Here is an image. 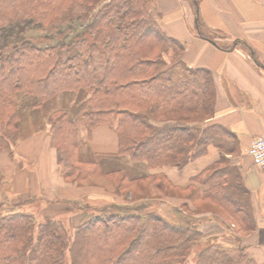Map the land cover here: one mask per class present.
<instances>
[{"label": "trees", "instance_id": "trees-1", "mask_svg": "<svg viewBox=\"0 0 264 264\" xmlns=\"http://www.w3.org/2000/svg\"><path fill=\"white\" fill-rule=\"evenodd\" d=\"M152 3L0 0V153L17 142L25 117L17 95L37 98L31 113L73 93L85 98L75 119L58 108L46 121L67 181L96 176L115 184L117 178L119 193L140 189L144 182L165 192L171 185L157 171L182 170L205 155L207 145L220 148V127H201L193 124L201 119H189L211 113V75L182 63L184 46L161 29ZM196 24L197 35L213 41L199 31V18ZM100 126L117 136L114 157L143 163L147 174L106 171L98 161L78 158L77 129L91 134ZM223 161L221 156L218 163ZM190 182L182 190L187 195L183 206L215 204L240 231L253 229L249 194L232 166L214 165ZM137 202L85 208L86 219L71 229L73 234L60 220L37 222L21 205L10 206L0 213V264H256L238 238L227 245L205 236L186 217L182 223L165 219Z\"/></svg>", "mask_w": 264, "mask_h": 264}, {"label": "crops", "instance_id": "crops-1", "mask_svg": "<svg viewBox=\"0 0 264 264\" xmlns=\"http://www.w3.org/2000/svg\"><path fill=\"white\" fill-rule=\"evenodd\" d=\"M188 2L154 0L153 7L164 33L184 46L182 63L188 69L205 70L211 75V113L193 124L220 127L221 147L207 145L206 154L182 170L166 168L157 172L165 176L171 189L183 192V188L192 184V177L201 171L214 165L232 166L249 194L253 229H236L238 225L228 212L215 204H212L215 211L201 214L204 220L198 227L205 236L219 237L226 229L243 232L235 234L245 254L256 264H264V171L244 152L253 139L264 136V0ZM198 18L200 25L219 37L213 41L200 38L195 31ZM46 128L41 135L31 136L28 138L33 137L31 141L16 146V158L20 160L16 159L17 169L12 168L11 159L0 154V158L6 159L2 160L3 165L0 163V171L8 178L6 189L18 197L36 198L47 208L69 207L67 201L73 204L78 199L60 175L57 153ZM104 128L111 130L100 126L92 131L90 149L93 154L115 156L117 136ZM221 156L225 161L220 164ZM177 200L181 202V198Z\"/></svg>", "mask_w": 264, "mask_h": 264}, {"label": "rangeland", "instance_id": "rangeland-1", "mask_svg": "<svg viewBox=\"0 0 264 264\" xmlns=\"http://www.w3.org/2000/svg\"><path fill=\"white\" fill-rule=\"evenodd\" d=\"M190 1L194 2V0H189V2ZM195 1L200 2L201 0ZM184 2H186V0H184ZM152 4L154 6V0ZM152 10L153 15L156 16L154 7ZM195 31H197V27ZM199 31L204 33V35H208L212 40L219 37L217 33L210 32V30L203 27V24L199 25ZM20 98L25 99L20 100ZM36 99V97H23L21 95H17L15 98L18 109L20 110V114L25 117L19 122L17 142L12 145L9 150L0 153L6 155V158L11 159L12 162L15 163L12 164L13 169L18 168L17 166L19 165V163L17 164L16 162L20 161L19 158H16V146L26 140L31 141L33 137L31 139H28L31 136L41 135L45 126H47L46 129L49 131V126L47 125L46 121L51 110L58 108L66 109L70 114V118L75 119L76 115L81 111V106L85 101V98L81 97L77 93L66 95L62 94L57 98L49 100L43 106H39L40 108H38V110H31L33 112L30 113L29 106L30 104L34 105V103L37 101ZM202 117L203 116L192 114L189 116V119L193 120L194 122ZM104 129L111 132V130L109 129ZM91 134H89L87 129H85L84 127H79L77 129V137L79 141V149L77 155L80 160L98 161L106 171L125 170L132 177H139L147 174L148 171L146 170L145 165L141 162H132L127 157H114L95 153L93 154L92 150L90 149ZM27 154H31V148L27 150ZM16 159L18 161H16ZM2 160L6 161V159L0 158L1 165H3ZM23 163L24 162H21V164ZM60 175L62 176V172H60ZM63 180L70 186L72 190L71 194L77 197L78 200L73 204L67 201L66 203L69 204V207L66 205L61 208L58 206L56 208H47V206L39 203L36 198L22 196L18 197L17 195L13 194L12 191L7 190L6 187L8 184V178L4 173L0 171V213L6 211L10 206L12 207L15 204H19L23 207V211H27L30 214L32 213L37 222H43L44 218H54L55 220H60L69 230V232L73 234L71 229L78 225L82 220L86 219V215L82 214L84 212L82 210L91 207L96 208L101 204L113 203L116 205H121L128 201H139L145 203V205L149 208H152V211L154 210L161 214L165 219H170L182 223V220L186 217L197 225L198 223H200L199 220H204V217H200L201 215H198V212L196 211L197 209L198 211H200L199 213L216 210L211 203L206 202L197 203L196 208L191 204V202H188V207L183 206L181 205V202L185 201L187 196L183 192L174 190V188L167 189L165 192H162L153 189L147 182L142 183V187L140 186V189L133 188L132 190H124V192L119 193L115 191L118 180L117 178L115 179L116 186L115 184H113L112 180L96 176H92L83 180H76L75 178H71L70 181H67L64 178ZM166 198H169L170 200L164 202L163 200H166ZM177 198H181V202H178L179 200H177ZM235 228L237 229L238 227L235 226ZM238 230L234 232L232 230L226 229L225 233H222V235H219V237L217 236V238L222 239V242L226 243L227 245H232V243L234 244L235 240L238 238L236 234L241 235L243 233ZM195 251L196 248L190 253L191 257Z\"/></svg>", "mask_w": 264, "mask_h": 264}, {"label": "built area", "instance_id": "built-area-1", "mask_svg": "<svg viewBox=\"0 0 264 264\" xmlns=\"http://www.w3.org/2000/svg\"><path fill=\"white\" fill-rule=\"evenodd\" d=\"M244 152L254 160L257 167L264 171V136L253 139Z\"/></svg>", "mask_w": 264, "mask_h": 264}]
</instances>
